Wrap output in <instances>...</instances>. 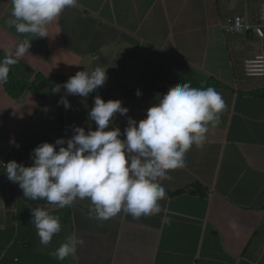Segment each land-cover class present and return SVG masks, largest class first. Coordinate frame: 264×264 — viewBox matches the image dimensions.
<instances>
[{
  "label": "clouds",
  "instance_id": "obj_1",
  "mask_svg": "<svg viewBox=\"0 0 264 264\" xmlns=\"http://www.w3.org/2000/svg\"><path fill=\"white\" fill-rule=\"evenodd\" d=\"M226 1L233 9L215 13L212 25L229 39L226 61L233 66L237 58L243 71L240 82L237 76L229 86L230 95L224 82L213 86L225 96L242 97L253 83L264 81V1L260 6L250 0ZM116 2L125 0H101L78 11L97 32L101 27L121 32L107 19L108 6ZM240 3L243 8L237 11ZM11 5L9 25L44 43L50 39L49 26L78 8L79 0H11ZM134 14L140 24L142 16L152 13L135 5ZM31 41L25 39L0 59V85L8 82L10 66L29 53ZM65 74L53 78L50 96L59 97L65 110L73 105L72 131L65 128L63 117L58 124L51 120L61 128L34 148L30 166H25L29 159L3 166L0 203L18 200L16 213L30 228L21 229L17 221L0 230V264H158L164 254L163 229L156 240L149 224L133 230L113 224L139 223L167 212L171 193L161 182L176 172H189L186 153L193 146L202 148L209 127L229 113L228 97L187 81L157 93L156 102L141 107L115 99L117 91L104 94L102 90H110L107 69L86 68L71 75L69 67ZM58 134L61 138L54 142ZM84 199L94 211L75 206ZM191 220L182 216L177 227L183 229ZM231 226L237 227L235 222ZM145 241L152 246L151 263L140 259L135 247Z\"/></svg>",
  "mask_w": 264,
  "mask_h": 264
},
{
  "label": "crops",
  "instance_id": "obj_2",
  "mask_svg": "<svg viewBox=\"0 0 264 264\" xmlns=\"http://www.w3.org/2000/svg\"><path fill=\"white\" fill-rule=\"evenodd\" d=\"M97 1L79 0L78 8L49 26L50 39L39 44L46 53H26L10 66L8 82L0 85V183L7 162H26L38 146L20 144V138L31 129L30 123L42 112L53 116L54 123L55 115L65 110L59 97L50 96L51 81L62 75L53 64L52 77L41 75L54 58L62 72L69 69V64H78L81 70L107 69L110 77H119L110 79L108 86L117 92L119 85L127 84L128 91L143 83L145 93L131 103H154L157 93L162 95L174 84L187 81L212 87L224 100L228 97L230 111L215 127H209L202 148L193 146L186 153L189 172L180 176L176 172L161 182L166 193H171L167 212L139 223L113 225L133 230L149 224L156 240L163 229L164 254L158 264H264V81L253 83L242 97L232 98L213 85L224 82L225 93L230 95L233 80L238 76L240 82L243 63L237 58L233 66L228 63L224 80L212 65H204L213 50L226 57L229 39L213 27L212 17L219 10L228 12L233 7L226 0H125L107 8V19L113 20L121 32L105 27L97 32L78 11ZM135 5L142 11L149 10L151 17L144 15L143 22L137 24ZM11 10V0H0V59L19 45V33L8 23ZM81 18L83 32L77 37L75 25ZM69 27L76 38L71 49L67 45ZM117 47L129 51L124 61L118 56L112 61ZM149 64L152 69L146 71ZM139 72L140 77L151 78L141 79ZM125 97L117 93L115 99ZM43 127L49 125L44 123ZM18 206V200L13 205L0 203V230L17 221L21 229L30 228L16 213ZM182 216L192 220L180 229L177 226ZM81 217L80 213L74 218ZM233 222L236 228L231 226ZM135 247L138 257L151 263L150 242Z\"/></svg>",
  "mask_w": 264,
  "mask_h": 264
},
{
  "label": "rangeland",
  "instance_id": "obj_3",
  "mask_svg": "<svg viewBox=\"0 0 264 264\" xmlns=\"http://www.w3.org/2000/svg\"><path fill=\"white\" fill-rule=\"evenodd\" d=\"M244 0H240V2H243ZM252 3L254 4H257L258 6L261 5V3L264 1V0H250ZM243 8V3H240L239 5V9L237 11H241ZM142 20H144V16H142ZM84 26V20L81 18L79 19L77 22H76V25H75V35L77 37H79L81 34H82V28ZM160 31H162V28H160ZM74 34H72V29L69 27L68 29V39H67V45H68V48H69V45H71L72 43H74L75 39ZM132 35L134 36L135 34L132 33ZM22 36L27 39V40H32L31 41V48L29 49V53L28 54H34L35 51H38V52H45V50L43 48H41L39 46V44H41L40 40H38L37 37L35 36H32L31 34H18V37H19V44L23 43V41L25 39H23L22 41ZM146 36H148V30L146 32ZM115 52H113V55H112V61L115 60L116 56H118V58L121 60V61H124V58L129 54V51L128 50H125L123 47H117L116 49H114ZM46 53V52H45ZM56 58H54L52 61H49V66L45 67L47 68L46 71H43L42 72V76H46V77H52L54 72L52 70V64L54 65V67L56 68V70L58 71V74L59 75H66L65 74V71L62 72L61 68L58 67V64L56 63ZM48 63V62H47ZM228 62L226 61V59L221 55V53L219 51H216V50H213L211 51L209 54H207L206 56V61L204 63L205 66H210L212 65L214 70H216L217 72L220 73V75H222V79H226V75L228 73V66H227ZM72 69V74L71 75H75L77 72L79 71H84V70H81V68H79V66H76L78 64H69ZM143 67V64L142 62L140 63L139 65V71L142 69ZM148 68H151L152 69V64H149V65H146L145 69L146 71L148 70ZM108 73V72H107ZM138 76L140 77V72L138 74ZM141 79H150L151 77L150 76H146V77H140ZM111 80H119V77L118 76H115L113 75L112 77H110ZM142 86H140V83H137L135 85V88L133 90L131 89H128V91H126V86L127 84H124L123 86L122 85H119L117 88H118V93L120 95H123L124 97H128L129 100H130V103L132 101V99H136V100H139L140 99V96L138 97L136 95V92L137 90H140L143 94V83H141ZM104 91V94L105 95H108L112 92V90H102ZM125 97V98H126ZM68 99V98H67ZM145 104H139V106H144ZM40 116L36 119V120H33L31 123H30V130H27V134L26 136L20 138V144H24V145H27L29 143H32L34 145H40L41 143H44L46 141V138H47V134L50 133L52 130H58L60 129L61 127L59 125H54L52 124V121L54 119L53 116H46L44 112L40 113L39 114ZM73 116V105L71 104V108L70 109H66L65 110V114L64 113H61V115H55V118H56V122L58 124L59 120L63 117L64 118V123L67 121V119L71 118ZM124 122H125V119H124ZM44 123H47L49 125V128H44L43 127V124ZM42 124V126H40ZM127 125H123V129H122V132L124 130V128L126 127ZM94 127H95V124H94ZM112 127V126H111ZM210 137L212 136V134H208ZM58 138H61V134H58V136L56 137V139H54V142L58 139ZM33 154V153H32ZM31 157L32 155L30 156L29 158V162L27 164H25V166H30L31 163H32V160H31ZM78 209H83V210H86V211H94V206L91 204V201L89 199H84V200H81L79 203H77L75 205ZM6 230V229H5ZM4 231V230H3Z\"/></svg>",
  "mask_w": 264,
  "mask_h": 264
},
{
  "label": "trees",
  "instance_id": "obj_4",
  "mask_svg": "<svg viewBox=\"0 0 264 264\" xmlns=\"http://www.w3.org/2000/svg\"><path fill=\"white\" fill-rule=\"evenodd\" d=\"M72 119H73V116L71 118L67 119V121L65 122V128H67L70 131H72V129L74 128V125L72 123Z\"/></svg>",
  "mask_w": 264,
  "mask_h": 264
}]
</instances>
